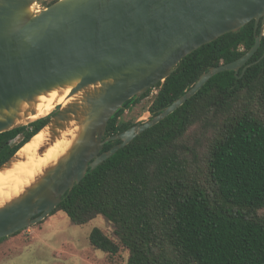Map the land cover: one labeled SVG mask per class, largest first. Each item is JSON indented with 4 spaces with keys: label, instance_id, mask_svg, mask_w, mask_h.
<instances>
[{
    "label": "trees",
    "instance_id": "16d2710c",
    "mask_svg": "<svg viewBox=\"0 0 264 264\" xmlns=\"http://www.w3.org/2000/svg\"><path fill=\"white\" fill-rule=\"evenodd\" d=\"M261 29L262 21L256 31L252 21L186 56L164 82L124 104L108 122L104 139L134 126L120 117L154 89L151 118L203 73L243 57ZM263 55L264 36L244 72L212 77L170 116L89 168L52 214L61 211L76 225L103 216L129 251L127 264H264ZM50 117L1 133L0 167ZM192 129L200 134L190 148L183 140ZM119 143H106L102 152ZM89 242L102 252H119L98 228Z\"/></svg>",
    "mask_w": 264,
    "mask_h": 264
},
{
    "label": "water",
    "instance_id": "95a60500",
    "mask_svg": "<svg viewBox=\"0 0 264 264\" xmlns=\"http://www.w3.org/2000/svg\"><path fill=\"white\" fill-rule=\"evenodd\" d=\"M39 1L0 0V134L42 119H27L37 97L69 86V98L83 92L81 102L54 109L44 128L50 126L53 143L72 120L80 131L66 157L0 207V240L45 220L89 168L170 116L212 77L244 72L264 36V0H58L44 7ZM252 21L255 31L262 21V29L243 57L203 73L150 120L104 139L126 102L164 82L189 54ZM115 140L121 143L102 152Z\"/></svg>",
    "mask_w": 264,
    "mask_h": 264
},
{
    "label": "rangeland",
    "instance_id": "374dc122",
    "mask_svg": "<svg viewBox=\"0 0 264 264\" xmlns=\"http://www.w3.org/2000/svg\"><path fill=\"white\" fill-rule=\"evenodd\" d=\"M56 1L40 0L38 5L49 6ZM157 92L154 89L147 98L126 109L120 121L135 125L150 120L148 109ZM199 134L198 129L190 130L183 144L196 147ZM94 228L100 229L119 246L117 254L102 252L90 244L89 234ZM128 258L129 251L116 236L114 225L106 218L96 216L84 225H76L61 211L15 236L7 237L0 244V264H127Z\"/></svg>",
    "mask_w": 264,
    "mask_h": 264
},
{
    "label": "bare ground",
    "instance_id": "6f19581e",
    "mask_svg": "<svg viewBox=\"0 0 264 264\" xmlns=\"http://www.w3.org/2000/svg\"><path fill=\"white\" fill-rule=\"evenodd\" d=\"M72 87L57 88L37 97L34 114L27 119L36 120L48 116L57 106L63 108L70 104L80 103L83 92L69 98ZM26 104H23V108ZM67 128L59 131L55 142L51 141L50 126L35 135L16 154L9 166L0 170V207L20 197L25 191L37 183L46 171L55 167L69 153L76 141L80 127L75 120L66 123ZM46 148L43 155L39 150Z\"/></svg>",
    "mask_w": 264,
    "mask_h": 264
},
{
    "label": "built area",
    "instance_id": "2783aa9c",
    "mask_svg": "<svg viewBox=\"0 0 264 264\" xmlns=\"http://www.w3.org/2000/svg\"><path fill=\"white\" fill-rule=\"evenodd\" d=\"M37 6H40V5H37Z\"/></svg>",
    "mask_w": 264,
    "mask_h": 264
}]
</instances>
